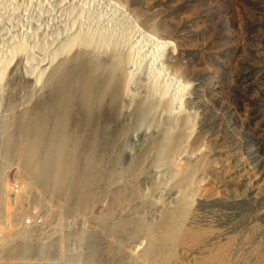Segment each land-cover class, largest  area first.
<instances>
[{"label":"rangeland","instance_id":"374dc122","mask_svg":"<svg viewBox=\"0 0 264 264\" xmlns=\"http://www.w3.org/2000/svg\"><path fill=\"white\" fill-rule=\"evenodd\" d=\"M102 1L0 0V57L10 56L17 39L36 64L45 55L42 46L62 41L65 28L77 24L110 33L108 50L121 60L111 73L118 118L102 104L108 130L98 129L104 135L97 134L91 151L99 156L94 180L81 185L89 200L60 216L55 197H37L15 156L44 84L32 82L24 57L2 67L0 264H72L79 253L86 264H143L160 251L165 264H264V0H116L120 13ZM119 27L126 41L116 36ZM148 32L169 43L155 44ZM80 57L76 51L67 60L57 50L51 63L63 67ZM121 70L131 74L126 94ZM154 97H161L158 104ZM168 101L172 109L161 106ZM89 139L84 134L83 145L92 150ZM169 141L176 150L168 158L158 148ZM164 227L177 229L173 240L153 245L148 232Z\"/></svg>","mask_w":264,"mask_h":264},{"label":"bare ground","instance_id":"6f19581e","mask_svg":"<svg viewBox=\"0 0 264 264\" xmlns=\"http://www.w3.org/2000/svg\"><path fill=\"white\" fill-rule=\"evenodd\" d=\"M95 1H97V0H95ZM98 2H99V0H98ZM102 2L109 3L111 6H113V8L115 7L117 9L120 6L116 0H113V1L112 0H107V1L104 0ZM120 9L122 10L121 6H120ZM115 11L118 12L119 9H118V11L117 10H115ZM120 11H119V13H120ZM121 13L123 14V12H121ZM128 17H129V15H128ZM124 19H127V17H124ZM71 20H72V18H71ZM129 20L131 21L130 17H129ZM73 21H74V19H73ZM22 22H24V21H22ZM131 22H133V21H131ZM131 22H130V24H131ZM70 27H71L70 30H66L67 28H65L62 41H59V40L54 41V43L52 44L53 46L52 45L50 46L48 44H46L45 46H42L43 49L45 50V55L43 56V58L38 57V58H40V60L38 59V61H39L38 64H37L38 61L36 62V64L31 62V59L29 57L30 54L27 50V48L29 47L26 45L27 43L22 41V40L20 41L17 39H16V41H13V40H11L12 42L10 41L12 44L9 45L10 46L9 47L10 49L8 48L9 51L7 50L10 53V54H8V53L7 54L10 56L0 57V80H1V77H3V75H1V72L3 71L2 70L4 68L3 66L5 65L7 60H11V58H14V57H17V60H18V58L21 59L20 57H24L25 59L23 60V65H24V68L26 70H28V72L30 73V76H31L30 79L32 80V82L35 84H38V85L40 83L44 84V85H42L43 86L42 89H44V91L41 93L42 95L38 99V108L36 106L37 109L35 108V112L33 114L30 113L32 116H30L28 114L30 116V119H28V120L26 119L24 123L22 122L23 127L21 129H23V130L21 131V133L23 132V134L19 138V145L14 144V143L13 144L20 146V148H19L20 150H18L20 153L16 150L18 154L15 153V156L17 155L18 156L17 158L18 159L20 158V160H21L20 162H22L24 175L27 177V179L32 181L33 185H35L37 192L34 191V193H37V197L42 195V194L44 195L46 193H49L50 195L54 196L55 199H52V197L50 198L47 195L48 198L55 200L56 204H58V206L56 205L54 210H55V213L57 212L59 216L61 214H63V212H65L66 210H67V212L72 213L73 211L76 210V208H78V206H80V205L82 206V204L86 203L89 200L88 199V192H86V193L82 192L81 191V185H83L85 183L87 184V182L94 180V177H95L94 175H96V169L95 168L97 167V164L99 162V159H98L99 156L97 154L94 155L92 153L93 149H94L93 146L98 145L97 142L99 143V141H100V140L98 141L97 136L99 134H103V133L98 134V129H101L100 130L101 132H103L104 129L108 130L107 125H109V123L108 124L105 123L106 125H104V126L101 124L102 123L101 119H102V115H103L102 106L104 107V105H102V104H105L107 106V108H106V106H105V108L108 109V111L111 110L112 116H116V118H118L117 117V114H118L117 113L118 112L117 106L115 104L117 101H115L114 98L112 97L113 96L112 90L114 91V85H115V83H113L114 73H113V75L111 73L114 72L115 69L117 70L120 68V61L121 60L119 59V57L117 55L112 54V52H111L112 50L111 51L108 50L109 49L108 44L110 43V40L112 41L110 33L108 34V32H106L105 29H104L105 33H101L103 29H101V32L99 31L100 33L94 32V31H92V33H91V32L86 31V30L83 31L82 29H80L81 27L80 28L77 27V24L70 26ZM134 27H136V25H134ZM118 29H119L118 35H116V34H114V35H116L119 40L126 41V39H127L126 38V32H124L125 30L123 31V27H119ZM30 33H33V32H30ZM30 33H28V35L27 34L26 35L30 36ZM148 33L146 35L151 36L150 33L149 34ZM148 36H146L147 39H148ZM114 38H115V36H114ZM151 38H152V36L150 37V39ZM151 40L153 42H155V44H157L161 47L162 46L164 47L165 44L169 43L167 39H162L160 37L156 38V40H153V39H151ZM32 42H34V39ZM38 43L39 44H43V43L45 44V42H41V41ZM131 45H133V43ZM115 46H117V45H115ZM44 50H43V52H44ZM57 50H59L60 53H62L64 55V57H67V60H68V56L73 55V53L76 51H80L81 57L77 61H75L74 59L69 60L68 63H66L65 65L63 64V67H62V66H60L61 64H56V63L52 64L51 63L56 58V51ZM74 50H76V51H74ZM45 57H46V59H45ZM126 60H128V59H126ZM62 63H64V62H62ZM50 64H51V66H50ZM47 65L50 66V68H49L50 70H48L49 72L47 73L46 77H44V76H42L43 75L42 70L44 69L43 67L47 66ZM125 69H127V68H125ZM127 71H128V69H127ZM129 71H131V70H129ZM125 72L126 71L124 70V72H123L124 80L122 81L121 88H122V91L126 94L128 88H129V85H130L128 81L131 78V74L129 72H126V73ZM42 77H43V79H42ZM152 86H153V84H152ZM165 89L163 87H161V90H165ZM162 92L163 91H161L160 93H162ZM166 93H167V91L164 92V94H166ZM115 94L117 95V93H115ZM154 94H155V92H154ZM160 95L162 96L163 94H159V96ZM105 98H108V100L106 99L107 100L106 102L104 101ZM158 98L154 97L152 100L156 101V103L158 104V101L161 99V97H160V99H158ZM169 101L164 102V104L163 105L161 104V106H164V107L166 106L168 108ZM171 102H174V101L172 100ZM169 108H170V106H169ZM170 109H172V108H170ZM32 111H33V109H32ZM112 116H110V117H112ZM106 122H108V121H106ZM140 123H142V122H140ZM118 124H119V121H118ZM113 127H115V126H113ZM118 127H120V125H118ZM146 127L147 126L145 125V127L143 129L148 128V127L147 128ZM121 128L122 127H120L119 129H121ZM90 129H91V131H90ZM145 131H147V130H145ZM28 132H30L31 135H27ZM135 133L136 132H134L131 135L133 140L137 139V134H135ZM84 134H87V136L90 138L89 139L90 142L88 145L90 147H92V150H90V148L87 149V147H86V149L88 151L85 149V145H83V135ZM89 134H91V135H89ZM105 136H107V135H105ZM103 138H105V137L103 136ZM110 139L111 140L113 139L112 141L115 140L114 133H111ZM169 143H170V141L167 143V145L163 144V145H161L162 147L158 148L160 153L166 155L168 158L171 157L173 155L172 154L173 151L176 150V144L174 145V142L172 144L171 143L169 144ZM106 144H107V142H106ZM109 146H112V145H109ZM105 147H107V145H105ZM82 150H85V151L83 152ZM13 151H15V149H13ZM76 151H78L80 153L79 155L82 154V158H80L82 160V163L80 160L79 163H81V167H79V169L76 168L75 164H74V161L75 162L77 161L76 160V158H77L76 157V153H77ZM160 157L162 158V155ZM105 159H104V161H105ZM4 160H6V159H4ZM101 163H102V161H101ZM108 173H109V171H108ZM29 183H31V182H29ZM78 184H80L79 188H78ZM71 186H73L72 187L73 189L71 188ZM87 186H88V184H87ZM188 188H190V187H188ZM82 190H83V188H82ZM90 190H91V188H90ZM124 195L125 194L123 191H121L119 193V197H121V198ZM14 196H15L14 197L15 199L16 198L18 199L21 196V194L19 192L18 193L15 192ZM127 196H128V194H127ZM36 199H38V198H36ZM176 199H178V198H176ZM185 199H186V195H183L182 200H185ZM52 210H53V208H52ZM168 210H170V209H168ZM47 212H48V210H47ZM1 213L2 212H0V219L2 218ZM165 213H167V211ZM171 213H172V211H171ZM172 215H173V213H172ZM172 215H170V214L167 215L168 221L169 222L171 220H172V222H174V220L177 221L178 215H177V217H175L176 219H172L175 216V215L174 216H172ZM6 216H7V214H6ZM178 221H179V219H178ZM167 225H168V223L165 226L167 227ZM176 226H178V225H176ZM171 227H172V225H171ZM165 229L166 228L164 227L163 231L161 230L162 233H154L153 232L154 234H150V232H148L149 229H145V230H147L148 234L151 236V237L149 236L150 239H152L150 241H153L152 242L153 245L155 244V246H156V243L158 244V242H161L162 240L164 241V239L170 240V241L173 240V237L175 235L174 232H176L177 229H174L175 231L173 230V232L171 231V228L168 229L167 231ZM0 233H1V228H0ZM155 234H157V235L159 234V235L157 236ZM144 236H146V235H144ZM160 253H161V251H160ZM160 253L158 255L162 256L161 258H160V256L158 258H154V257H156V255L153 258L150 257L151 259L149 257H147L144 260L143 264H165L163 262L167 261L166 260L167 258L165 257L166 254L164 253L165 255L164 254L161 255ZM72 257L70 256V258H72ZM70 258H68L67 260L69 261ZM87 259H88L87 257L85 258L79 253L76 255L74 254V259L71 260V262H72V264H84V263L86 264V261L89 262V260H87Z\"/></svg>","mask_w":264,"mask_h":264}]
</instances>
